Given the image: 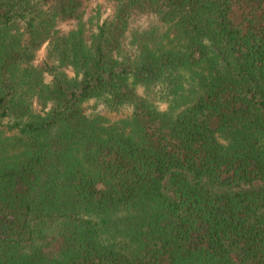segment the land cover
Segmentation results:
<instances>
[{"label": "trees", "instance_id": "16d2710c", "mask_svg": "<svg viewBox=\"0 0 264 264\" xmlns=\"http://www.w3.org/2000/svg\"><path fill=\"white\" fill-rule=\"evenodd\" d=\"M88 1L0 0V264H264V0Z\"/></svg>", "mask_w": 264, "mask_h": 264}, {"label": "rangeland", "instance_id": "374dc122", "mask_svg": "<svg viewBox=\"0 0 264 264\" xmlns=\"http://www.w3.org/2000/svg\"><path fill=\"white\" fill-rule=\"evenodd\" d=\"M96 1L101 2V0H89L88 4H90V5L95 4ZM101 9L104 10V4H103V6H101ZM105 11H107V10H105ZM43 50H44V45L41 46L40 49L37 51L36 60H39L40 58H42L43 52H44Z\"/></svg>", "mask_w": 264, "mask_h": 264}]
</instances>
